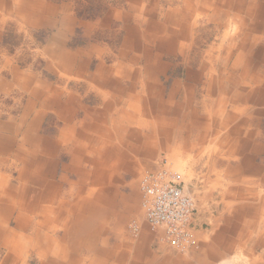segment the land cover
I'll return each instance as SVG.
<instances>
[{"label": "crops", "instance_id": "obj_1", "mask_svg": "<svg viewBox=\"0 0 264 264\" xmlns=\"http://www.w3.org/2000/svg\"><path fill=\"white\" fill-rule=\"evenodd\" d=\"M241 1L245 13L254 20L251 30L255 33L243 34L242 42L241 35L236 40L237 34L230 33L233 25L234 30L241 28ZM116 2L107 18H125L121 57L134 65L142 63L140 72L117 61L106 66L103 57L110 50L103 41L71 46L69 37L81 23L70 6L53 5L47 0H0V30L12 17L18 21L17 28L20 21L32 31L55 30L40 53L51 59L45 65V70L54 75L51 82L36 72L34 61L0 50V101L13 102L7 114L0 104V256L2 250L7 252L0 264H27L31 259H37L38 264H128L132 259L137 264L133 255L116 256L117 246L101 238L105 220L122 227L131 212L139 208L135 190L124 195L112 186L116 176L111 142L114 137L121 144L128 142V122H136L133 116L128 117L131 113L158 111L164 115L156 125L139 123L140 128L151 132L147 136L137 132L143 135V146L150 144L158 131L167 137L177 131L173 141L192 149L218 133L215 140L227 149L224 156L239 163L218 158L213 166H220L227 175L241 173V193H251L255 186L264 184V111H250L249 106L264 105V65L255 67L249 60L262 62L264 57V47L259 48V41L264 39V0ZM104 24L109 28L108 21L90 24L86 38L94 37ZM95 59L100 62L93 67ZM179 66L187 68L192 82L185 86L171 77L169 88L165 87L162 77ZM115 75L130 85L124 87L113 80ZM133 78L136 81L130 82ZM70 79L76 81L71 88ZM248 85L253 87L249 92L244 88ZM79 90L85 95L95 92V106H87ZM229 106L235 111L229 113ZM181 111H188L187 119ZM194 111H205L212 119L202 122ZM169 112L183 119L168 121ZM239 114H246L247 120L220 139L221 131L235 123ZM105 116L106 125L100 122ZM49 118L54 125L43 130ZM187 130L192 132L191 143L184 138ZM249 206L243 204L239 209L242 223L248 218V208L251 215L264 214V204ZM196 228L189 256L176 255L170 249L158 254L163 247L154 245L159 247L154 250L146 230L140 243L145 248L140 253L141 264H170L171 260L172 264H199L198 225ZM131 229L134 231L132 225ZM224 233L221 238H228ZM200 246L213 251L212 244L202 242ZM224 248L229 251L231 247Z\"/></svg>", "mask_w": 264, "mask_h": 264}, {"label": "rangeland", "instance_id": "obj_2", "mask_svg": "<svg viewBox=\"0 0 264 264\" xmlns=\"http://www.w3.org/2000/svg\"><path fill=\"white\" fill-rule=\"evenodd\" d=\"M47 1L53 5L64 3L70 6L71 13L79 19V24H81L75 28L73 35L69 37L71 46L83 45L85 41L86 43L89 41H103V46L110 50V53L103 57L106 66H113V61H117L118 63L131 68L133 72H140L143 70L144 65L142 63L134 65L130 59H123L121 57V52L124 51V45H122V43H124L126 37V32L124 31L126 23L122 20H125V18H116L114 15H111L112 18L110 19L107 18L109 12L116 6V0ZM244 5L245 4L241 1V28H238L240 30H234L235 25L230 28L231 35L234 33L237 34L235 36L236 40H240L241 35V42L243 41V34H255L251 30L254 20L245 13L246 9H244ZM256 5L258 8L259 3ZM12 19L15 21H12ZM99 21H108L110 23L109 28L106 29L104 24L101 29H97L94 37L91 39L88 37L86 38L89 25L98 23ZM17 23V19L12 17L11 19H8V25L1 28L0 50L6 49L10 51L12 55L18 56L19 59L20 57H23V60L28 59L31 63L34 61L36 63L34 67L36 72L43 79L49 82L53 81L55 79L54 75L45 70L46 63L51 59L41 56L40 53L45 47L46 40L55 33V30L39 29L32 31L27 25L22 24L20 21L19 23L21 24V27L17 28ZM212 42H214L213 39L209 44ZM261 46L264 47V39L259 41V48ZM130 56H132V54H130ZM249 60L254 62L255 67H258L260 64L264 65V57L262 58V62L257 58H250ZM99 62V60H93V67ZM186 71L187 68L181 66L176 70H170L165 77H162V80L166 81L165 87L169 88L173 81L170 79L171 77H174V80L177 79L185 86L190 84L192 81L188 78ZM261 75H264V73H261ZM166 78H168V80H166ZM135 79L136 78H133L130 82L136 81ZM113 80H119V82H122V85L125 84L124 87L130 85L128 80H124L119 75L113 76ZM75 82V80L70 79L68 86H70V88L73 87ZM262 86L264 87V84H262ZM244 88L248 92L253 89V87L249 85ZM199 90L200 89L197 91L199 92ZM131 93L132 92H129L126 95L128 96ZM79 94L84 99L87 106H95V92H90L85 95L83 90H79ZM1 99L2 95H0V100ZM4 101L5 102L0 101V104L3 105L1 108L4 111V114H7V111H11L13 102L9 99ZM249 106L251 107L250 111H264V105L258 107L254 103H250ZM230 111L235 110L229 106L228 112L230 113ZM187 112L188 111H181L186 119L188 118ZM195 112L196 111H194V113ZM197 112L202 122L211 118V114H208L205 111ZM197 114L195 113L196 117ZM169 115L168 118H166L168 121H170L169 118H174V120L183 119L181 115L178 117L177 113V118L174 117V113L169 112ZM245 115L246 114H239L238 120L235 123H232L230 127L222 130L219 135L220 139L226 137L236 125L242 126L243 121L247 120V115ZM131 116H133L132 119L136 120V122H128L127 129L125 130V137L128 142L121 144L117 137H114L111 142L112 148L110 149V154L115 163L116 176L115 184L112 186L124 195H130L132 191L135 190L138 197L139 208L137 211L131 212L132 215L123 221L122 227H118L114 221L105 220V223L101 228V238L103 242H109L110 245L117 246L116 256L118 254L133 255L135 256L134 263L137 262V264H141L142 259L140 258V253H144L145 248L143 245L141 246L140 243H142L145 231L147 230L151 234L154 250L157 251L159 248L154 245L163 247L160 248L161 251L158 254L163 255L165 251L170 249L172 253L174 252V254L178 255L174 249L156 240L155 235L150 231L146 223L145 215L142 210L141 180L146 172L158 170L163 165L162 160L167 158L169 166L183 176V180L186 183L185 186L193 195L197 204L198 212L196 215V222L198 225L199 236L196 238L199 244L197 245L196 250L200 256V258L198 257V263L264 264V214L263 216L261 214H258V216L251 215L252 213L250 212H252V209L248 208L245 216L248 218H245L242 223L241 210H239L243 204L246 206L250 205L249 207H259L264 204V184L261 185V188L255 186L251 193H241V173L234 172L233 174L227 175L222 172L223 168L220 166H213L214 161L218 158L220 161H223L224 159V161L227 162L232 161V163H239L238 160L228 161L227 156H224V154L227 153V149H222L221 145H219L220 141L217 142V140H215V136H217L218 133H214L203 145L192 149L189 145L188 148L181 145L180 141H173L172 138L177 134V131L169 137L161 135V132L158 131L159 134L153 136L151 143L143 146L140 141V136H147L151 132L147 128L145 130L140 128L139 123L150 122L152 125H156L157 119L159 117H164V115L162 112L158 113V111H138L136 113H131L128 117ZM6 118L7 117L4 119ZM126 120L129 119L127 118ZM52 121L53 120L49 118L43 124V130H47V128L50 129L52 125H54ZM100 122H103L106 125L108 122L107 117L105 116V120H100ZM262 123L263 127L261 128V131L264 134V117ZM245 131L246 129L242 130L241 136L243 139L245 138ZM137 132L143 135H139ZM191 135L192 132L189 130L184 131V138L188 139V142L191 140ZM230 143L231 146H233V142L231 141ZM141 145L142 147H140ZM228 145L226 148H228ZM140 153H142V156ZM147 154L150 156L146 157ZM87 168L89 171L92 170L89 166H87ZM16 177L17 173L14 174V178ZM228 220L232 225V228L230 229H227ZM199 223L201 227L199 226ZM131 225L132 227L139 226L140 231L138 234L137 232H134L135 230L133 231L131 229ZM225 229L227 230L225 231ZM223 232H225L224 234L227 235L228 238H221ZM195 233H197V229ZM220 239L222 240L219 241ZM202 242H206L209 245L212 244V253L203 250L202 246H200ZM120 243H123L127 248L120 246ZM225 245L231 247L229 251L225 250ZM191 252L180 253V255L189 256ZM6 254L7 252L2 250L0 260H2ZM219 257H221L220 260L215 261ZM172 261L173 260L170 261V264L173 263ZM132 262L133 260L129 259L128 264H133ZM27 264H38V262L37 259H31L27 261Z\"/></svg>", "mask_w": 264, "mask_h": 264}, {"label": "built area", "instance_id": "obj_3", "mask_svg": "<svg viewBox=\"0 0 264 264\" xmlns=\"http://www.w3.org/2000/svg\"><path fill=\"white\" fill-rule=\"evenodd\" d=\"M162 162L158 170L146 172L141 180L142 210L158 242L187 253L195 245L197 204L183 176L169 166L167 158ZM134 230L139 227L134 226Z\"/></svg>", "mask_w": 264, "mask_h": 264}, {"label": "bare ground", "instance_id": "obj_4", "mask_svg": "<svg viewBox=\"0 0 264 264\" xmlns=\"http://www.w3.org/2000/svg\"><path fill=\"white\" fill-rule=\"evenodd\" d=\"M215 49V48H214Z\"/></svg>", "mask_w": 264, "mask_h": 264}]
</instances>
